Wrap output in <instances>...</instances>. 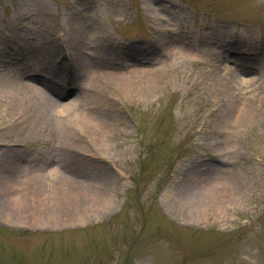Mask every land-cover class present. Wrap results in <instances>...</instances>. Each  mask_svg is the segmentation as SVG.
I'll return each instance as SVG.
<instances>
[{
    "label": "rangeland",
    "instance_id": "obj_1",
    "mask_svg": "<svg viewBox=\"0 0 264 264\" xmlns=\"http://www.w3.org/2000/svg\"><path fill=\"white\" fill-rule=\"evenodd\" d=\"M2 176L0 264H264V0H0Z\"/></svg>",
    "mask_w": 264,
    "mask_h": 264
},
{
    "label": "bare ground",
    "instance_id": "obj_2",
    "mask_svg": "<svg viewBox=\"0 0 264 264\" xmlns=\"http://www.w3.org/2000/svg\"><path fill=\"white\" fill-rule=\"evenodd\" d=\"M35 73L36 74H39V75H42L41 72H35ZM31 87H32L33 94L39 93V94H41V96H43V100L45 101V104L48 107H52V106L55 107V104L57 106L58 100L55 97L48 95L46 92H44L43 89H40L37 86H34L33 85ZM60 177L63 178V179H66V180H73L74 182H77L78 181V179L76 178V176L69 175L68 173L67 174L64 173ZM3 179H5L4 176L0 177V181L3 180ZM220 188H223V189H220ZM226 189H227V187L224 188V186H221V187L219 186L218 188L217 187L216 188L213 187L212 190H210L209 192H211V193L223 192ZM74 190H77V189H74ZM207 190H209V188L208 189H206V188H200V189L193 188V189L187 191V193L185 195V198H184V200H185L184 202H188V203H191V202L192 203H198L199 206H201L203 204H206V201L204 202L205 199L203 198V195L208 194ZM78 192L79 193H81V192L84 193L82 191V189H79V188H78ZM195 219L196 218H194V221H196Z\"/></svg>",
    "mask_w": 264,
    "mask_h": 264
}]
</instances>
